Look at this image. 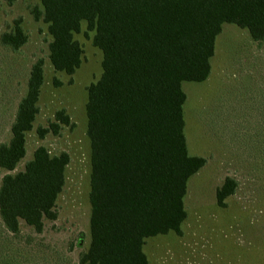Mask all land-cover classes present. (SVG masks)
<instances>
[{
	"label": "trees",
	"instance_id": "trees-1",
	"mask_svg": "<svg viewBox=\"0 0 264 264\" xmlns=\"http://www.w3.org/2000/svg\"><path fill=\"white\" fill-rule=\"evenodd\" d=\"M34 18L47 26L48 59L55 72L72 76L82 50L74 35L81 22L102 54L100 79L87 89L86 136L90 147V242L78 264H148L143 246L151 237L181 233L187 182L205 164L190 156L184 135L183 82L201 83L211 72L215 40L223 24L264 42V0H36ZM27 36L15 22L0 44L17 52ZM43 60L31 65L26 92L0 143V219L12 235L20 222L43 230L56 219L55 204L65 184L66 153L39 146L24 169L26 136L38 114ZM64 111L40 139L69 125ZM226 177L216 203L235 193Z\"/></svg>",
	"mask_w": 264,
	"mask_h": 264
},
{
	"label": "rangeland",
	"instance_id": "rangeland-1",
	"mask_svg": "<svg viewBox=\"0 0 264 264\" xmlns=\"http://www.w3.org/2000/svg\"><path fill=\"white\" fill-rule=\"evenodd\" d=\"M34 10H42L36 0H0V36L12 31L15 22L27 36L17 52L0 44V143L10 138L31 65L41 59L39 111L26 136V155L12 174L24 169L39 146L51 155L68 154L69 163L56 219L44 220L41 233L20 222L19 233L12 235L0 219V264H78L90 242L85 106L88 87L102 74V54L81 22L74 35L82 50L79 68L72 76L55 72L48 59L47 26L34 18ZM210 64L207 80L181 84L187 151L206 164L187 182L181 233L145 240L148 264H264V42L223 24ZM59 111L70 124L40 139L37 130L48 129ZM5 174L0 169V183ZM226 177L237 188L219 207L215 194Z\"/></svg>",
	"mask_w": 264,
	"mask_h": 264
}]
</instances>
